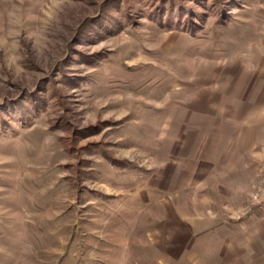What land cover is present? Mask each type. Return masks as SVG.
Returning <instances> with one entry per match:
<instances>
[{
    "label": "rangeland",
    "instance_id": "1",
    "mask_svg": "<svg viewBox=\"0 0 264 264\" xmlns=\"http://www.w3.org/2000/svg\"><path fill=\"white\" fill-rule=\"evenodd\" d=\"M174 1L176 27L152 0H0V264H196L191 108L264 54V0Z\"/></svg>",
    "mask_w": 264,
    "mask_h": 264
},
{
    "label": "crops",
    "instance_id": "2",
    "mask_svg": "<svg viewBox=\"0 0 264 264\" xmlns=\"http://www.w3.org/2000/svg\"><path fill=\"white\" fill-rule=\"evenodd\" d=\"M228 75L225 91L205 97L202 109L197 103L191 108L188 167L194 183L187 194L195 191L194 204L204 215L184 227H197L193 263L264 264V219L248 206L255 171L264 166V54L247 56Z\"/></svg>",
    "mask_w": 264,
    "mask_h": 264
},
{
    "label": "trees",
    "instance_id": "3",
    "mask_svg": "<svg viewBox=\"0 0 264 264\" xmlns=\"http://www.w3.org/2000/svg\"><path fill=\"white\" fill-rule=\"evenodd\" d=\"M152 1H153V5L155 6L159 5V8L161 9V10L160 9L154 10L152 14H157V15L151 16L155 18L159 24L169 26V27H176L180 24L179 21H183L182 16L189 15L186 12V10L183 9V7H181L184 10V12L182 13V9H180L179 3L174 0H172L171 2H166V3L163 0H152ZM108 4L112 5V3H108ZM108 4L106 5L105 10ZM125 4L127 5V3ZM165 7H168V8H165ZM112 9H115L114 6L111 8V10ZM125 10H128V9H123V11ZM109 15L111 14H106V16L110 17Z\"/></svg>",
    "mask_w": 264,
    "mask_h": 264
},
{
    "label": "built area",
    "instance_id": "4",
    "mask_svg": "<svg viewBox=\"0 0 264 264\" xmlns=\"http://www.w3.org/2000/svg\"><path fill=\"white\" fill-rule=\"evenodd\" d=\"M255 179L257 183L248 198L249 208L254 209L264 219V166L256 169Z\"/></svg>",
    "mask_w": 264,
    "mask_h": 264
}]
</instances>
